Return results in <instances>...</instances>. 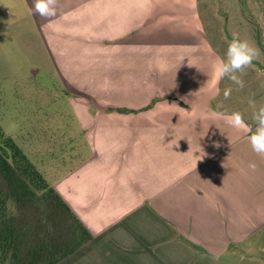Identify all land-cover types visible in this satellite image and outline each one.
<instances>
[{
    "label": "crops",
    "instance_id": "crops-1",
    "mask_svg": "<svg viewBox=\"0 0 264 264\" xmlns=\"http://www.w3.org/2000/svg\"><path fill=\"white\" fill-rule=\"evenodd\" d=\"M215 4L58 0L34 15L85 138L53 187L93 239L58 264H264V155L226 123L239 111L255 129L223 105Z\"/></svg>",
    "mask_w": 264,
    "mask_h": 264
},
{
    "label": "rangeland",
    "instance_id": "rangeland-1",
    "mask_svg": "<svg viewBox=\"0 0 264 264\" xmlns=\"http://www.w3.org/2000/svg\"><path fill=\"white\" fill-rule=\"evenodd\" d=\"M207 6L221 44L228 45L237 33L260 53L261 65L249 67L242 77L249 84L230 86L232 108L254 111L250 100L256 109L264 106V0H217ZM48 49L29 6L23 0H0V125L53 186L71 171L73 152L84 151L85 138Z\"/></svg>",
    "mask_w": 264,
    "mask_h": 264
},
{
    "label": "trees",
    "instance_id": "trees-1",
    "mask_svg": "<svg viewBox=\"0 0 264 264\" xmlns=\"http://www.w3.org/2000/svg\"><path fill=\"white\" fill-rule=\"evenodd\" d=\"M92 239L0 125V264H58Z\"/></svg>",
    "mask_w": 264,
    "mask_h": 264
},
{
    "label": "clouds",
    "instance_id": "clouds-1",
    "mask_svg": "<svg viewBox=\"0 0 264 264\" xmlns=\"http://www.w3.org/2000/svg\"><path fill=\"white\" fill-rule=\"evenodd\" d=\"M58 0H32V12L44 19L54 18L57 15ZM259 50L251 46L248 41L243 40L237 33H233L231 41L228 43L226 56L215 65V74L218 80L227 78L235 85L243 88L242 77L246 75V69L252 67L253 61L258 58ZM190 66V65H189ZM231 88H226L223 92L224 98L231 95ZM249 107L254 109L252 120L255 129L246 123L243 114L234 111L226 117V123L231 127L242 130L248 135V141L252 150L258 155H264V106L256 109L255 101H249ZM223 116V113H217ZM219 147V145H217ZM255 164H249V168L255 169Z\"/></svg>",
    "mask_w": 264,
    "mask_h": 264
}]
</instances>
